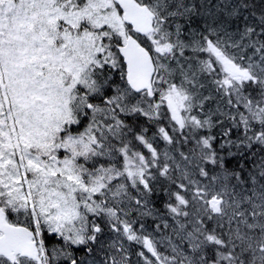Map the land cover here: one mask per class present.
I'll list each match as a JSON object with an SVG mask.
<instances>
[{
  "label": "snow or ice",
  "instance_id": "6c2138e0",
  "mask_svg": "<svg viewBox=\"0 0 264 264\" xmlns=\"http://www.w3.org/2000/svg\"><path fill=\"white\" fill-rule=\"evenodd\" d=\"M0 264H264V0H0Z\"/></svg>",
  "mask_w": 264,
  "mask_h": 264
}]
</instances>
